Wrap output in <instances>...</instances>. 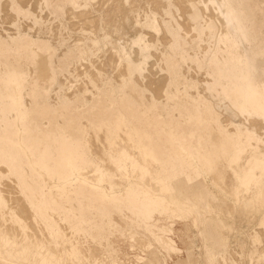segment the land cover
<instances>
[{
  "label": "rangeland",
  "instance_id": "obj_1",
  "mask_svg": "<svg viewBox=\"0 0 264 264\" xmlns=\"http://www.w3.org/2000/svg\"><path fill=\"white\" fill-rule=\"evenodd\" d=\"M121 1L81 0L72 15L65 13L68 3L54 2L47 10L38 7V0H24L25 8L37 15L30 18L15 15L6 0H1L0 202L5 205L0 206V264H39L38 255L52 247L57 255L61 254V264H141L137 258L148 261L151 257L142 244L153 247L150 250L156 264H264V257L259 258L264 255V190L240 191L231 180L233 171L226 161L205 178L193 154L187 151H180L165 165L158 164L149 152L151 174L144 177L133 157L114 146V153H109L102 136L93 138L92 152L84 145L81 117L93 105L102 117L109 116V103L117 99L121 106L133 107L140 114L145 102L138 97L151 99L161 110L160 101L172 107L173 101L165 100L167 95L175 99L181 111L205 108L208 113L204 116L213 111L224 132L233 134L241 127L252 134L254 147L264 149V121L244 120L226 101L220 105L223 95L210 90L215 73L207 62L209 57L212 60V50L218 46L216 39L221 34V28L216 27H221L220 19L216 12L211 10L210 14L208 7L212 1L206 0L209 2L203 10L194 0H185L190 8L183 9L188 12L180 10L179 0H159L160 7L151 0ZM245 5L244 14L262 30L264 39V0H246ZM81 13L88 20L83 16L80 19L85 22L81 21ZM115 21L118 27L122 23L121 29L115 27ZM81 23L87 25L82 28ZM111 25L116 28L114 33ZM188 27L190 32L186 31ZM27 36L33 40L30 48L26 47ZM35 46L50 54L52 71L48 80L38 74ZM110 51L120 61L113 60ZM166 52L172 56L168 73L162 62ZM204 59L209 73L199 65ZM126 61L140 67L125 78L129 85H140L135 91L140 96L119 87L116 66ZM160 76L164 82L166 79L165 83L162 80L164 86H160ZM145 81H153V88ZM259 89H264V83ZM154 121L160 125L165 122L160 118ZM208 123L206 120L199 130L193 123L185 127L195 130L198 140ZM203 139L211 142L215 137ZM67 158L79 168L74 175L69 173ZM244 175V182H252L249 174ZM261 186L264 188V177ZM131 191H139L151 201L148 207L157 211L150 225L144 226L125 203L138 200L132 198ZM127 194L131 199L125 198ZM118 195L122 198L116 201ZM142 204L136 205L142 208ZM9 208L23 218L27 229L16 225ZM8 232L11 239L5 244ZM159 234L170 237L180 252L158 246ZM26 246L30 249L27 256H16Z\"/></svg>",
  "mask_w": 264,
  "mask_h": 264
},
{
  "label": "crops",
  "instance_id": "obj_2",
  "mask_svg": "<svg viewBox=\"0 0 264 264\" xmlns=\"http://www.w3.org/2000/svg\"><path fill=\"white\" fill-rule=\"evenodd\" d=\"M57 1L69 4L65 13L67 11H69V13H76V10L81 6L79 4L81 0H38V7L41 6L48 10L50 4ZM245 1L246 0H221L231 12V16L235 18L237 28L233 34L226 36L219 45V60L222 63L224 74H226L225 70L228 66L231 67L234 65L236 69L241 68L244 70L243 74L246 76L245 79L241 80L244 82L250 80L252 86L260 90L259 87L264 83L263 32L255 28L252 19L244 14V11L247 9ZM23 2L24 0H6L9 9H11L15 15H22L30 18L37 16L29 8H25ZM201 26L203 28L206 27L205 25ZM220 26L221 27H218V24H216V27L221 28L222 32L223 25L220 23ZM198 27L199 25H195V28ZM25 41L27 43L26 47L30 48L29 45H33L32 38L27 36ZM239 50L241 53H238ZM34 54L40 78L43 80L50 79L52 71L50 54L44 52L41 47L36 46L34 48ZM192 59V63L195 64L196 60H194V58ZM126 63L128 64V62ZM207 63L210 65L209 61ZM207 63L204 59L199 65L202 66L203 70L206 69L207 73H209L210 68ZM41 66L44 67V74H42ZM6 68L14 73L20 72L12 67ZM171 70L172 68H170V72ZM168 72L167 70V73ZM211 79V92H217L218 95L224 96V101H221L220 105L223 106L226 101L230 106H233V111L236 112L237 115L247 120L246 116L238 111L237 104L234 105L229 101L227 92L233 90L226 89L228 86L226 79L224 77L217 78L214 74ZM216 82L219 84L218 87L215 86ZM120 88L128 90L132 95L137 94V92H135L136 90L129 85ZM257 96L262 98L264 94H257ZM138 99L141 103H143L142 100L145 102V108L140 114L133 107L121 106L117 99L109 103L107 110L112 112L109 116L103 113L104 117H102V114L98 113V108L95 105L89 110H86L85 114L81 117V120H84L81 138L89 151L92 152L90 144L94 143L93 138L96 136H102L104 138L105 143L108 145L109 153H114L113 146L116 138H123L132 146L136 154L143 157L144 160L148 158L144 152L153 153V159L157 160L160 165H165L170 160L175 159L176 155L180 154V151H187L193 154L194 160L197 162L203 174H205V178L209 174L214 173L219 164L226 161L228 168L233 171L232 174L234 178L231 180L235 182L240 191L257 189L258 192H260L264 190L261 186V178L264 177V149L260 150L259 147L253 146V141L255 140L253 136H250L252 135L251 133L241 129V127L236 129L233 134L224 132L220 122L214 117L213 111L209 112L208 116H206V114L205 116L203 115V113H208V110L205 108L199 109V107H197L195 112H190L188 110L181 111L176 107L175 99L172 97H167L165 99L166 101H173L172 107H165V104L160 102L163 107L161 110L150 102L151 99L144 97L143 99L138 97ZM175 112L179 113L176 117L177 120H174ZM157 118L163 119L165 122L162 125L154 123V120ZM257 119L264 121V119L260 117H257ZM206 120H208L209 123L206 125L203 136H199L198 140L195 139L198 133L195 130L185 127L193 123L196 125L197 129L204 128ZM205 136L215 137V139L211 140V142H209V140L205 141V139H203ZM245 142L248 144L246 145ZM262 142L264 144V141ZM67 165L69 173L74 175L79 171V168L76 167L69 158H67ZM246 173L249 174L248 176L251 177L252 182L246 183L243 181V176H245L244 174ZM65 180L59 179L58 181L65 182ZM129 193L134 196L132 198L138 197V200H135L133 203L130 201L125 202L131 207L135 206L139 208L136 204L140 202L143 204H151V201H146V197H143L139 191H131ZM126 197L131 199V196H128V194L125 195V198ZM120 198L122 197H116L115 200H120Z\"/></svg>",
  "mask_w": 264,
  "mask_h": 264
},
{
  "label": "bare ground",
  "instance_id": "obj_3",
  "mask_svg": "<svg viewBox=\"0 0 264 264\" xmlns=\"http://www.w3.org/2000/svg\"><path fill=\"white\" fill-rule=\"evenodd\" d=\"M118 1V0H117ZM119 1H121V0H119ZM146 1H148V0H146ZM150 1V0H149ZM159 0H157L155 3L154 2H152V0H151V3L152 4H156V6L155 5H153V6H155V7H158L157 5H159V3L160 2H158ZM174 1V0H173ZM178 1V0H177ZM183 1V0H182ZM182 1L181 0H179L178 2H181V4H178V6L180 5H182L181 7H182V9H180L181 11H185V9H183V8H190L189 7V5H188V3H186L185 2V0L183 1V3H182ZM212 1V4H209L208 5V7H209V10H210V14H212V11H214V12H216V15L217 16H219L220 17V23L223 25V28H222V32H221V34L217 37V39H216V43H217V45L218 46H215V48H213V50H212V52H213V55H212V60L210 59V57H209V63H210V66H211V68L213 69V73H215V76L217 77V78H225L226 79V82H227V87H226V89H232L233 91H230V92H227V94H228V99H229V101L232 103V104H237V109H238V111L240 112V113H242L244 116H246V121H257L258 119H257V117H260V118H262V119H264V97H262V98H259L258 96H257V94H264V89L263 90H258V88H256V87H254V86H252V84H251V81L250 80H247V82H244V81H242L241 79H245L246 78V76L243 74V72H244V70L243 69H241V68H238V69H236L235 68V66L234 65H232L231 67H229L228 66V68L225 70L226 72V74H224V70H223V67H222V63H221V61L219 60V52H220V47H219V45L222 43V40L226 37V36H229V35H231V34H233L235 31H236V20H235V18L234 17H232L231 15V12L226 8V5L223 3V2H221V0H211ZM107 2V1H106ZM122 2V1H121ZM175 2V1H174ZM209 1H200V0H194V4H199V6L204 10L205 9V4L206 3H208ZM114 3V2H113ZM132 3V5L133 6H136L135 4H133V2H131ZM150 3V2H149ZM158 3V4H157ZM106 4V3H105ZM151 4V5H152ZM177 4V3H176ZM103 5V4H102ZM122 5V4H121ZM133 6H131V7H133ZM179 6V7H180ZM159 7H160V5H159ZM126 8V7H125ZM134 8V7H133ZM192 8H194L193 6H192ZM189 10V9H188ZM202 10V11H203ZM212 10V11H211ZM125 11H127V10H125ZM187 11V10H186ZM185 11V12H186ZM188 12V11H187ZM82 13H85L86 14V12L83 10V12ZM82 13H81V15H79V19L80 18H82L83 16H85V14H83V16H82ZM121 13V12H120ZM69 14H76V13H74V12H70ZM77 14H79V13H77ZM122 14V13H121ZM86 15H88V14H86ZM90 15V14H89ZM126 15H127V12H126ZM125 14H124V16L123 17H125L126 16ZM76 16V18H77V15H74V17ZM130 16V15H129ZM211 16V15H210ZM213 16H214V14H213ZM127 17V16H126ZM72 18V17H71ZM75 18V19H76ZM78 18H77V20H78ZM85 18V20H88V18L85 16L84 17ZM84 18H82V19H84ZM117 18V17H116ZM82 19H80L81 21H83ZM90 19V18H89ZM121 19H123V18H121ZM76 20V21H77ZM126 20V19H125ZM128 20V19H127ZM126 20V21H127ZM73 21V20H72ZM75 21V22H76ZM90 22L92 21V19L91 20H89ZM78 22V21H77ZM83 22H85V21H83ZM88 22V21H87ZM97 22V21H96ZM116 22V21H115ZM125 22V21H124ZM91 23H93V21L91 22ZM91 23H88V26L89 27H93L94 25L93 24H91ZM183 23V22H182ZM181 23V24H182ZM79 24H80V22H79ZM82 24V23H81ZM83 24H85V23H83ZM82 24V28H83V25ZM89 24H91V26L89 25ZM97 24V23H96ZM96 24H95V26H96ZM104 24V23H103ZM119 24V23H118ZM122 24V23H121ZM121 24H120V26H121ZM128 24V23H127ZM185 23H183V25H184ZM187 24H188V22H187ZM72 25H74V23L72 24ZM85 25H87V23L85 24ZM93 25V26H92ZM108 25V24H107ZM115 25H117V22L115 23ZM79 26V25H78ZM81 26V25H80ZM111 26H113L111 29L112 30H114L113 31V33L115 32V27H118V25L117 26H115L114 27V25H111ZM120 26L118 27V28H120ZM186 26V25H185ZM184 26V27H185ZM189 26V25H188ZM205 26H207V24H205ZM74 27V26H73ZM108 27V31H110L109 30V26H107ZM81 28V29H82ZM86 28H88V27H86ZM115 28V29H114ZM189 28V27H188ZM106 29V28H105ZM121 29V28H120ZM187 28H185V30H186ZM91 30V29H90ZM119 30V29H118ZM94 31V30H93ZM187 32L189 31L190 32V28H189V30H186ZM120 32H121V30H120ZM111 33V32H110ZM117 33V32H116ZM117 34H119L120 35V33L118 32ZM122 34V33H121ZM127 34V33H126ZM118 36V35H117ZM175 37V35H172L171 34V37ZM195 36V35H194ZM164 37H165V35H164ZM163 37V38H164ZM164 39H166V37L164 38ZM170 39H172V38H169V40ZM167 40V39H166ZM151 41V40H150ZM152 41H153V39H152ZM163 41H165V40H163ZM121 42V41H120ZM166 42V41H165ZM122 46V45H121ZM173 46H175L174 44L172 45V47L171 48H173ZM205 49V48H204ZM112 51V50H111ZM110 51V53H111V57H113L112 55V52ZM133 51H135V50H133ZM113 52H115V51H113ZM238 53H241L240 52V50L238 51ZM115 55H116V53H114ZM135 54H136V51H135ZM134 55V54H133ZM109 56V55H108ZM137 56V55H136ZM117 57V56H116ZM135 57V56H134ZM156 58L158 57L159 58V56H155ZM172 58V56H171V54L170 53H165V55H163V59H162V62L164 63V71H166L167 72V70L170 72V68H172V66H171V64L169 63V61H170V59ZM83 59V58H82ZM109 59V58H108ZM113 60H117V59H115V56L112 58ZM133 59V58H132ZM135 59V58H134ZM41 60V59H40ZM110 60V59H109ZM119 60V59H118ZM115 61L113 62V64L115 63ZM120 61V60H119ZM118 61V62H119ZM43 62V61H42ZM82 62H83V60H82ZM85 62V61H84ZM83 62V63H84ZM118 62H116V63H118ZM126 62H128V64L126 63ZM123 65H121V64H117V70L119 71L118 73L117 72H115V74L117 73V75L116 76H120V78L119 79H121L120 80V87H122V86H128L129 84H127V82H126V76L127 75H130V74H134V73H136L138 70H139V66L138 65H135V64H133V63H130L129 61H126ZM101 63H103V62H101ZM112 64V63H111ZM84 65V64H83ZM110 65V64H109ZM154 65V63L152 64V66ZM39 66H40V63H39ZM111 66V65H110ZM114 65H112V67H113ZM42 67V66H41ZM75 67V66H74ZM78 67V66H77ZM82 67V63H81V66H80V68ZM87 67V66H86ZM100 67L102 68V66H101V64H100ZM100 67L98 68V70L100 69ZM115 67V68H116ZM44 67H42L41 69V71H42V74H44V69H43ZM83 68H85V67H83ZM82 69V68H81ZM81 69H79V70H81ZM74 70V69H73ZM76 70V69H75ZM74 70V71H75ZM79 70H78V73H79ZM84 70V69H83ZM114 70V68L112 69V71ZM116 70V71H117ZM151 70V69H150ZM149 70V71H150ZM86 71V70H85ZM152 71V70H151ZM151 71H150V73H151ZM76 73H77V70L75 71ZM81 72H82V70H81ZM105 72V71H104ZM154 72V71H153ZM83 73H84V71H83ZM88 73H90V72H88ZM154 73H156V72H154ZM153 73V74H154ZM80 74V73H79ZM91 74V73H90ZM89 74V75H90ZM121 74H123V75H121ZM152 74V73H151ZM81 75V74H80ZM92 75H93V73H92ZM76 76H78V75H76ZM147 76V75H146ZM148 77V76H147ZM146 77V78H147ZM162 76H160V81H159V77H158V79H157V81H158V83L160 84V86L162 85V80H163V83H165L166 82V79H165V82H164V77L163 78H161ZM84 78V77H83ZM116 78V77H115ZM150 78V77H149ZM148 78V79H149ZM137 79V78H136ZM148 79H146V80H148ZM151 79V78H150ZM151 80H153V78L151 79ZM150 80V81H151ZM137 81V80H136ZM154 81H156V79H154ZM139 82V81H138ZM153 82V81H152ZM152 82H148L147 81V83H149L148 85H150ZM140 83V82H139ZM145 83H146V81H145ZM146 83V84H147ZM156 83V82H155ZM142 84V83H141ZM153 84V83H152ZM216 85V87H218V83L216 82L215 83ZM87 85V84H86ZM147 85V86H148ZM129 86H131L133 89H135V90H137L138 88H139V86L140 85H138L137 83L136 84H134V85H129ZM143 86V85H142ZM151 87H152V85H150ZM149 86V87H150ZM154 86V85H153ZM162 86H164V85H162ZM148 87V88H149ZM150 87V88H151ZM155 87H158L157 85L155 86ZM74 88V87H73ZM75 88H76V86H75ZM153 88V87H152ZM159 88H161V87H159ZM78 89V88H77ZM157 91L159 90V89H157V88H155ZM153 90V89H152ZM160 90H163V87L160 89ZM154 91V90H153ZM73 92V91H72ZM156 92V91H155ZM154 92V93H155ZM158 92H161V91H158ZM157 92V93H158ZM157 93H156V95H157ZM138 94V93H137ZM160 94V93H159ZM158 94V95H159ZM139 95V94H138ZM162 94H160V97H162L161 96ZM140 96V95H139ZM157 97H159V96H157ZM168 96L166 95L165 96V99L167 98ZM141 99H143V97H140ZM163 98V97H162ZM148 99V98H147ZM160 102H162V101H160ZM255 117V118H254ZM259 120H261V119H259ZM258 120V121H259ZM262 121V120H261ZM114 147L116 148V149H118V150H120L121 152H123V153H126V154H128V155H130L131 157H133L134 159H135V164H136V166H137V169H138V171L140 172V174H142L144 177H148L150 174H151V172H150V168L148 167V164H151V160L149 159V157L148 158H145L146 160H144V158L143 157H141V156H139L138 154H136V152L134 151V149L132 148V146H130L129 144H128V142L126 141V140H124L123 138H116V140H115V144H114ZM103 153V152H102ZM144 154L146 155V156H148V154H147V152H144ZM100 156H101V154H100ZM103 156H102V161H103ZM106 158V157H105ZM101 159V158H100ZM103 163V162H102ZM111 163V162H110ZM79 175V174H78ZM146 180V179H145ZM144 180V182L146 183L147 181H145ZM7 203V202H6ZM1 205H5V203H4V201L3 202H0V206ZM143 205V207L142 208H136L135 206H132L131 207V211H132V213L134 214V215H136V216H138L139 218H140V220L142 221V223L144 224V226H148V225H150L154 220H155V216L157 215V211H155V210H152V209H150L148 206H149V203H144V204H142ZM12 205H10V207H11ZM5 208V207H4ZM9 210H10V208H9ZM11 210H12V207H11ZM10 210V211H11ZM7 211H8V207H7ZM10 215H11V217H12V219H13V221L16 223V225L19 227V228H21V230L23 229H27L28 227H27V225H26V223H25V221L23 220V218H21L16 212H13V211H11L10 212ZM174 218H175V216H174ZM177 218V217H176ZM192 220H193V223H195V218L193 219V218H191ZM185 220H186V218H185ZM3 223V222H2ZM0 226H2L1 225V223H0ZM173 226V225H172ZM3 227V226H2ZM5 228H7V227H5ZM35 228V227H34ZM1 229H3V228H1ZM15 229V228H14ZM166 229V228H165ZM4 230V229H3ZM7 231L9 230V228L8 229H6ZM167 230L169 231V233L171 232V230H169V228H167ZM32 231V230H31ZM160 231V230H159ZM167 231V232H168ZM1 232H4V231H1ZM9 232H10V230H9ZM8 232V233H9ZM12 232H13V229H12ZM151 232V231H150ZM166 232V231H165ZM8 233H6L7 235H8ZM18 233V232H17ZM3 234V233H2ZM155 234V233H154ZM165 234H168V233H165ZM24 235H25V232H24ZM170 235V234H169ZM12 236V235H11ZM135 236V234H133V237ZM158 237H157V239H158V242L156 243L158 246H163V247H166L169 251H171L172 253H178V252H180V250H178L176 247H175V243H174V241L170 238V237H163V236H161L160 234L159 235H157ZM17 237V236H16ZM13 238V237H12ZM10 239H11V237H10V233H9V235L6 237V239L3 241V243L5 242V244L6 243H8V242H10ZM255 240V239H254ZM33 241V240H32ZM31 241V242H32ZM14 242V241H13ZM137 242V241H136ZM142 243H144V242H142ZM146 243V242H145ZM149 243V242H148ZM147 243V244H148ZM15 244V243H14ZM17 244V243H16ZM152 244V243H151ZM3 245V244H2ZM37 245V244H36ZM143 246H144V249L146 250L145 252L146 253H150L151 254V257H150V259L148 260V261H146L144 258H142V257H140V258H137L139 261H141V264H144V263H146L147 262V264H156V262H155V259H154V257H153V253H152V251L150 250V249H152L153 247L151 246V248H150V244H148V245H144V244H142ZM15 246V245H14ZM45 246V248H46V245H44ZM16 247V246H15ZM37 248H38V245L36 246ZM40 247V246H39ZM3 248V247H2ZM9 248V247H8ZM43 247H41V249H42ZM10 249V248H9ZM52 249H53V247L52 248H50V250H48V251H46L45 253H41V254H39L38 255V258L40 257V260H39V264H61V254H60V256L59 255H57V253L56 252H54V251H52ZM12 250H13V248H12ZM12 250H11V252H12ZM28 250H30V249H28V247L26 246V248L25 249H23V250H21V251H18V253L16 252L15 254H17L16 256H24V255H26L27 253H28ZM39 250V249H38ZM153 250V249H152ZM17 251V250H16ZM167 251V250H166ZM7 252V251H6ZM40 252H41V250H40ZM60 252V251H59ZM59 252H58V254H59ZM262 252V251H261ZM8 253V252H7ZM6 253V254H7ZM38 253V252H37ZM60 253H62V252H60ZM73 253V252H72ZM11 254V253H10ZM10 254H8V255H10ZM74 254V253H73ZM256 255V254H255ZM27 256V255H26ZM146 256H148V255H146ZM264 257V255H261V257H259V258H263ZM74 257V256H73ZM139 257V256H138ZM11 258H14V256H12L11 255ZM15 259V258H14ZM18 259V258H17ZM33 259V258H32ZM98 259V258H97ZM106 261V260H105ZM259 261H261L260 259H259ZM35 262V261H34ZM98 263V262H97Z\"/></svg>",
  "mask_w": 264,
  "mask_h": 264
}]
</instances>
